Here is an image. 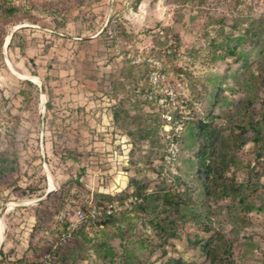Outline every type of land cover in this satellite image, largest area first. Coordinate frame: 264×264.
Here are the masks:
<instances>
[{
	"label": "rangeland",
	"instance_id": "rangeland-1",
	"mask_svg": "<svg viewBox=\"0 0 264 264\" xmlns=\"http://www.w3.org/2000/svg\"><path fill=\"white\" fill-rule=\"evenodd\" d=\"M217 4L131 0L121 10L110 0H0V264H40L48 255L52 264H211L203 247L217 234L232 243L234 264H264V200L256 198L264 192V61L257 42L241 40L246 25L233 28L264 17V0ZM83 26L101 41L76 40ZM110 27L120 50L107 39ZM236 44L237 56H226ZM149 57L162 60L166 84L200 104L191 117L216 131L215 147L236 156L223 178L254 185L242 210L196 173L197 149L209 144L197 133L187 134L173 179L163 175L159 146L139 137L159 118L140 93ZM104 118L114 122L108 131ZM130 197L149 200L110 222L78 224L56 248L68 226L62 215L74 220L90 200Z\"/></svg>",
	"mask_w": 264,
	"mask_h": 264
},
{
	"label": "trees",
	"instance_id": "trees-1",
	"mask_svg": "<svg viewBox=\"0 0 264 264\" xmlns=\"http://www.w3.org/2000/svg\"><path fill=\"white\" fill-rule=\"evenodd\" d=\"M217 5H222L225 3L229 4H235L238 5L239 3H243L244 0H216ZM241 25H246V30L243 32V36L241 38L242 41L254 43L257 42L258 44V54L261 57V59L264 61V17L260 16L259 18L251 19V20H245L243 19L242 22H236L233 28L237 29ZM239 52L238 44L234 46H228L225 49V55L228 57H236ZM160 60L161 63L162 60L160 58H157ZM163 70L164 66L162 64ZM144 90H142V95L145 94L146 92V79H147V71H145L144 75ZM144 103L148 106V103L144 100ZM49 105L47 103L46 108H48ZM197 118L193 120L194 118L191 117V120L186 123V126L183 131V135L180 139L179 146H180V153L178 157V163H177V170L178 174L175 177H180L181 176V171H182V162L185 160V157H183V145L185 138L187 134L189 133H197V137H200L201 139L204 138L206 141L209 142L208 145L204 144L203 146L199 147L197 149L198 152V158L195 161V164L199 166L198 171L196 172L198 176L201 174L205 175L204 178V183L205 181H209L214 184V187L217 189L215 191L216 196L218 199L221 200H226L230 199L233 203L234 206L237 208H240L241 210L243 207L246 206V204L249 202L248 197L252 199L250 188L254 187L251 186L250 182L244 183V179L238 182L237 180L235 181V178L232 177L230 180H226L223 178L224 174L226 171H228L231 167L236 168V156L229 154L228 149L225 147H215V138L213 137L214 134H216L215 130H211V127L208 123L204 122L203 118H198V114L196 115ZM113 117L116 118L118 117L117 112H113ZM116 122V121H115ZM196 123V130L193 131V124ZM150 126L147 125L149 130H146L147 132L142 135L140 134L141 132H137L139 137L143 139H152V145H158L159 148L161 149V162L163 160V156L165 154V135L166 131L163 128V125L161 124L160 119L158 118L157 124L148 123ZM192 127V128H191ZM251 131L254 133L255 136L259 135V129L257 128H251ZM242 132L245 133V129H242ZM129 137L135 139L137 134L129 133L127 134ZM255 139V138H254ZM257 140V139H256ZM131 153V152H130ZM210 153H213L214 155L217 153L216 157V166L212 168L209 165L210 161ZM130 158V155H129ZM192 167V164H191ZM163 171V167H162ZM191 173V170L188 171ZM2 173V172H1ZM190 175V174H189ZM233 175V172H232ZM235 175V174H234ZM191 178V177H189ZM219 180H223L222 183H217ZM132 181V180H131ZM206 191L209 193V188L207 186L204 187ZM255 191V190H254ZM253 192V188H252ZM210 194V193H209ZM260 196H262L261 199L264 200V192L261 190L260 195L256 194V198L260 199ZM158 197V196H157ZM159 198L163 199L167 204V206L172 207L173 204L170 203L172 200V195L170 193H164L159 196ZM149 199L145 198L144 200L141 199L140 203L147 202ZM251 203V202H249ZM97 204V203H96ZM103 205V204H100ZM140 208L142 207L141 205L136 204L132 208ZM113 217H109L106 219H102L99 222H103L105 220H108V222L113 220ZM232 248L233 245L231 242H229L223 234H217L214 239L209 238L207 243L205 244V247H203L204 253L206 258L211 262V264H234L233 260V254H232Z\"/></svg>",
	"mask_w": 264,
	"mask_h": 264
},
{
	"label": "built area",
	"instance_id": "built-area-1",
	"mask_svg": "<svg viewBox=\"0 0 264 264\" xmlns=\"http://www.w3.org/2000/svg\"><path fill=\"white\" fill-rule=\"evenodd\" d=\"M110 4L112 8L115 4L121 10H126L129 8L131 0H110ZM106 35L108 41L114 44L115 50H120L122 41L117 37V33L113 31L112 27L108 28ZM128 59L132 65L140 66L143 63L133 57H128ZM144 66L147 69L144 100L148 103V107L158 114L166 131L165 154L162 160L163 175L166 178L173 179L178 174L177 163L180 153V139L186 123L191 120V110H199L200 104L198 102H191L190 104L188 100L166 84V75L162 63L156 57L144 59ZM140 202L141 200L132 197L121 203L113 202L103 205L93 203V200H90L87 202L85 211L78 208L74 212V220L68 219L66 214L62 215L59 218L60 223L68 226L66 231L60 235L56 248L63 247L69 242L78 224L109 218L118 212L131 209L133 205ZM53 259V256L48 255L40 264H52Z\"/></svg>",
	"mask_w": 264,
	"mask_h": 264
},
{
	"label": "crops",
	"instance_id": "crops-1",
	"mask_svg": "<svg viewBox=\"0 0 264 264\" xmlns=\"http://www.w3.org/2000/svg\"><path fill=\"white\" fill-rule=\"evenodd\" d=\"M79 10L89 11L88 8L85 9L83 7H81ZM96 10H98V9H95V11ZM77 13H78V10H75L74 14H77ZM28 26L32 27L34 29L39 28L37 25L35 26V24H32V25L28 24ZM21 27H25V26H21ZM66 29H68V31L69 30L74 31L76 29V26H74V24H72L70 22V23L66 24ZM91 32H92V30H89V28H86L83 26V29L81 32L83 36H81V38H75V39L78 41L81 40V41H88V42H89V40H91L90 42H92V43H96L98 41H101V38H100L101 35L99 34V32H96L93 35H91ZM67 35L71 38V35L69 34V32ZM68 36H66V37H68ZM104 111H106V109H104ZM101 125H102V131H108V129L106 130V128H110L111 126H113L114 122L112 120H110V118H108V119L104 118V120L101 121Z\"/></svg>",
	"mask_w": 264,
	"mask_h": 264
},
{
	"label": "water",
	"instance_id": "water-1",
	"mask_svg": "<svg viewBox=\"0 0 264 264\" xmlns=\"http://www.w3.org/2000/svg\"><path fill=\"white\" fill-rule=\"evenodd\" d=\"M29 80L32 81V79H29ZM40 92H41V94H44V89L41 86H40ZM51 192H52V190H49L42 199L36 201L35 203H40L44 199L48 198L49 195L51 194ZM14 208H20V206H14ZM1 250H2V244H0V253H1Z\"/></svg>",
	"mask_w": 264,
	"mask_h": 264
},
{
	"label": "bare ground",
	"instance_id": "bare-ground-1",
	"mask_svg": "<svg viewBox=\"0 0 264 264\" xmlns=\"http://www.w3.org/2000/svg\"><path fill=\"white\" fill-rule=\"evenodd\" d=\"M30 79H32V80H33V78H30ZM50 187H51V185H50Z\"/></svg>",
	"mask_w": 264,
	"mask_h": 264
}]
</instances>
